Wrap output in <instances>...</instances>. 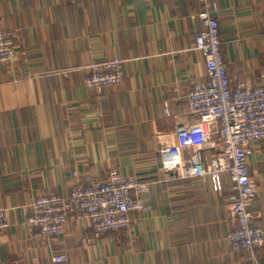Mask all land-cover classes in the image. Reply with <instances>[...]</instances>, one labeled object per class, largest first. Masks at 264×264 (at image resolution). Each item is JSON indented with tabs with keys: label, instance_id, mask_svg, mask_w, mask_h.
Returning <instances> with one entry per match:
<instances>
[{
	"label": "crops",
	"instance_id": "obj_1",
	"mask_svg": "<svg viewBox=\"0 0 264 264\" xmlns=\"http://www.w3.org/2000/svg\"><path fill=\"white\" fill-rule=\"evenodd\" d=\"M218 5L220 50L230 81L264 79V0ZM201 0H0V30L17 29L15 57L0 64V264H256L226 241L234 223L226 173L222 187L176 178L161 168L159 148L189 121L185 93L204 80L193 48ZM123 60L120 84L97 91L87 67ZM170 114H164V107ZM209 154L208 152H206ZM116 167L150 182L148 211L130 212L127 228L94 237L86 219L69 216L49 240L26 224L29 202L66 195L73 172L105 178ZM255 186L248 208L264 227V140L251 143ZM60 253L67 263H54ZM264 264V241L256 250Z\"/></svg>",
	"mask_w": 264,
	"mask_h": 264
},
{
	"label": "built area",
	"instance_id": "obj_2",
	"mask_svg": "<svg viewBox=\"0 0 264 264\" xmlns=\"http://www.w3.org/2000/svg\"><path fill=\"white\" fill-rule=\"evenodd\" d=\"M203 8L193 18L200 23L193 48L204 58L205 79L196 80L186 91L189 121L179 123L172 140L159 148L161 168L176 178L208 180L213 190L222 187L226 173L232 192L229 215L234 225L226 233L232 251L248 250L257 264L256 250L263 244L264 227L254 223L248 208L255 186L247 169L251 143L264 140V79L254 85L232 83L220 50L219 24L215 1L201 0ZM18 30H0V64L16 55ZM123 60L111 56L87 67L83 82L101 91L120 84ZM164 114L170 108L164 107ZM208 152L209 154H207ZM150 182L122 175L116 167L105 178H81L73 172V184L66 195L42 193L29 202L26 224L49 240L65 231L69 216L86 219L96 238L106 231L125 229L130 212L148 211ZM7 208L0 207V230L8 226ZM54 263H67L60 253L51 254ZM33 264H40L33 260Z\"/></svg>",
	"mask_w": 264,
	"mask_h": 264
}]
</instances>
